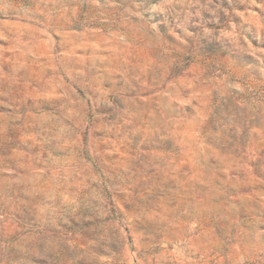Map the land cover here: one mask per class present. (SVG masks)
<instances>
[{"label":"rangeland","instance_id":"rangeland-1","mask_svg":"<svg viewBox=\"0 0 264 264\" xmlns=\"http://www.w3.org/2000/svg\"><path fill=\"white\" fill-rule=\"evenodd\" d=\"M0 264H264V0H0Z\"/></svg>","mask_w":264,"mask_h":264}]
</instances>
